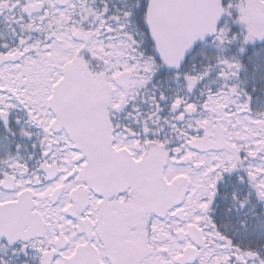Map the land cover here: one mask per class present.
<instances>
[{
	"label": "snow or ice",
	"instance_id": "6c2138e0",
	"mask_svg": "<svg viewBox=\"0 0 264 264\" xmlns=\"http://www.w3.org/2000/svg\"><path fill=\"white\" fill-rule=\"evenodd\" d=\"M0 264H264V0H0Z\"/></svg>",
	"mask_w": 264,
	"mask_h": 264
}]
</instances>
